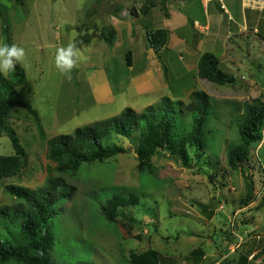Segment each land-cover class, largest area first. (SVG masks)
Masks as SVG:
<instances>
[{"label": "rangeland", "instance_id": "rangeland-1", "mask_svg": "<svg viewBox=\"0 0 264 264\" xmlns=\"http://www.w3.org/2000/svg\"><path fill=\"white\" fill-rule=\"evenodd\" d=\"M14 2L0 0L6 9L11 45L22 47L26 53V60L19 64L26 84L16 87L14 97L37 111L45 135L44 139L39 137L34 120L25 109L13 111L11 124L27 156L19 176L0 179V207L11 209L23 201L6 194L5 185L36 190L46 179L54 178L53 164L46 158L47 139L109 119L128 107H121L128 100L125 97L116 99V105L98 104L93 98L90 78L106 68L109 78L122 76L119 54L97 38L98 41L93 39L89 45L78 47L84 59L73 70L71 80L55 68L58 47L81 41L89 34L86 28L102 22L104 11L101 13L100 9L104 0H24L23 5ZM230 2L234 3L225 1L227 11L221 16L215 17L210 11V20L224 21L222 31L235 40L238 3L233 10ZM1 27L0 18V45L4 42ZM225 46L231 49L233 62L241 60V65H234L227 56L220 58L224 66L221 68L235 77V83H192L195 90L211 97L210 109L214 113L209 114L206 125L204 155L197 157L194 149L188 147L187 167L166 154L156 155L150 170L138 174L135 138L112 136L109 144L122 146L126 154L102 163L82 164L76 176H63L67 187L58 188L61 199L50 220L51 258L56 264H128L130 252L148 249L157 251L163 262L171 260L173 264H237L239 257L246 255L250 264H264V145L254 148L246 171L231 170L225 150L237 140L236 121L242 105L264 102V41L250 33L247 44L239 45L240 50L227 39L221 49L212 51L220 54ZM10 73L4 76L10 77ZM189 101L187 97L184 104ZM183 119L186 126L189 117ZM13 154L9 138L0 134V156ZM250 176L252 200L242 205ZM68 191L71 194L65 198ZM131 192L139 196V202L125 209L127 219L108 221L101 206L116 194L126 196ZM209 210L214 212L212 217L207 216ZM129 217L133 221H128ZM12 219L13 223H6L10 228L19 225L24 217ZM2 224L4 221L0 222V238ZM195 249L203 252L199 263L190 256Z\"/></svg>", "mask_w": 264, "mask_h": 264}, {"label": "trees", "instance_id": "trees-1", "mask_svg": "<svg viewBox=\"0 0 264 264\" xmlns=\"http://www.w3.org/2000/svg\"><path fill=\"white\" fill-rule=\"evenodd\" d=\"M15 5H23L24 0H14ZM1 35L3 44L11 45V32L7 21L6 9L0 5ZM93 33L87 34L77 47L89 44L93 38L112 46L116 36L109 25H94ZM81 29V28H80ZM91 29L86 28V32ZM146 39L155 52L160 51L167 42V31L157 29L146 33ZM128 58V56H127ZM219 58L210 52L203 53L197 62V76L200 79L217 85H233L235 77L223 71ZM114 76V75H113ZM117 79L114 76L113 81ZM112 81V78H111ZM26 84L23 68L17 64L10 77L0 74V134L6 135L12 145L14 154L0 156V179L19 176L26 161V151L11 124L13 111L25 109L33 118L37 133L44 139V129L36 110L29 104L17 100L14 95L16 87ZM189 103L163 97L157 104L147 106L137 113L126 107L119 114L91 125L76 128L71 134H60L46 140V158L53 164L54 178L46 179L45 184L36 190L21 185H5L4 191L14 199L23 201L12 209L0 207L2 238H0V264H56L51 258L53 235L50 220L55 216L54 206L61 199L59 187H67L63 176H76L82 164L102 163L110 158L124 155L127 150L122 146L110 143L112 136H120L131 140L135 138L136 171L138 174L149 171L154 156L166 154L189 166L188 147L194 149L196 156L204 155L209 119L211 97L201 90H194L189 95ZM212 108V105H211ZM237 122V140L226 146V163L235 171L239 168L246 171L250 168V160L254 148L263 140L264 102L246 103ZM189 117L185 126L184 117ZM181 125L183 127H181ZM103 141H107L103 145ZM247 167L246 169H244ZM249 177L246 196L242 205L248 204L253 196V181ZM70 191L64 194L67 198ZM129 194V195H128ZM126 196L114 195L101 206L105 218L113 223L116 219H127L125 209L138 205L139 196L128 193ZM206 210V209H205ZM213 211L209 210L208 217ZM17 217L24 220L10 228L6 223H13ZM128 221H133L131 217ZM194 263L203 257L201 249L191 252ZM171 260L163 262L160 254L148 249L141 253L130 252L128 264H173ZM83 264V263H80ZM237 264H250L248 256H240Z\"/></svg>", "mask_w": 264, "mask_h": 264}, {"label": "crops", "instance_id": "crops-1", "mask_svg": "<svg viewBox=\"0 0 264 264\" xmlns=\"http://www.w3.org/2000/svg\"><path fill=\"white\" fill-rule=\"evenodd\" d=\"M104 2L100 12L104 11L105 16L101 15L102 22H99L115 31V42L109 48L121 58L118 68L122 76L114 75L117 78L114 82V76L109 78L106 68L90 78L93 98L102 105H116V99L125 97L128 100L121 107L127 105L139 113L147 106L157 104L163 97L184 102L195 90L192 83L203 84V79L197 76V62L203 53L216 55L213 51L221 49L227 39L237 47L246 45L250 33L264 41V2L259 0L257 3L254 0H233L234 3H229L233 10L238 3L239 15L234 18L235 40L222 31L224 21L220 18L211 22L210 11L215 17L224 12L215 1L206 7L199 0ZM97 24L94 25L97 27ZM94 25L89 27V34L93 33ZM157 29L167 31V42L155 52L147 42L146 33ZM223 37L225 39L222 40ZM229 51L231 49L225 46V51L216 55L221 65L220 58L223 56L229 58L227 61L230 64L237 65L238 62L241 65V60L232 61L233 53Z\"/></svg>", "mask_w": 264, "mask_h": 264}, {"label": "clouds", "instance_id": "clouds-1", "mask_svg": "<svg viewBox=\"0 0 264 264\" xmlns=\"http://www.w3.org/2000/svg\"><path fill=\"white\" fill-rule=\"evenodd\" d=\"M83 59L81 50L76 46V43L69 42L67 46L57 48L54 60L55 68L63 77L71 80L73 70L78 68ZM25 60L26 53L22 47L16 44L0 45V74L6 76L9 72L14 71L17 64H23ZM260 144L264 145V141H261Z\"/></svg>", "mask_w": 264, "mask_h": 264}, {"label": "built area", "instance_id": "built-area-1", "mask_svg": "<svg viewBox=\"0 0 264 264\" xmlns=\"http://www.w3.org/2000/svg\"><path fill=\"white\" fill-rule=\"evenodd\" d=\"M203 6H207L210 2H217L220 5L222 11L226 12L225 0H199Z\"/></svg>", "mask_w": 264, "mask_h": 264}]
</instances>
